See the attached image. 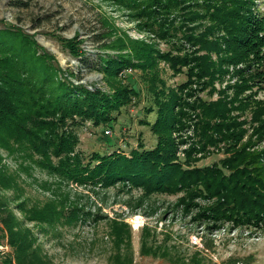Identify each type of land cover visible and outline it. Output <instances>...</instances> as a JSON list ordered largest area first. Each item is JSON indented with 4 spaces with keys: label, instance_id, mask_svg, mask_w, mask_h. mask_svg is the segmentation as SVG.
I'll return each instance as SVG.
<instances>
[{
    "label": "trees",
    "instance_id": "16d2710c",
    "mask_svg": "<svg viewBox=\"0 0 264 264\" xmlns=\"http://www.w3.org/2000/svg\"><path fill=\"white\" fill-rule=\"evenodd\" d=\"M112 1L124 7L141 29L173 47L161 51L118 37V47L129 48L132 58L121 52L99 51L89 66L112 77L129 67L147 72V90L155 106L147 110L156 112L150 123L158 137L156 146L146 149L140 143L141 149H132L129 156L117 150L83 154L77 149V130L85 124L94 130L102 125L104 134L121 108L140 97V89L133 83L118 86L111 82V90L75 84L48 53L36 54L26 33L5 27L0 28V146L8 153L22 151L31 164L63 182L102 187L120 182L128 190L141 188L145 196L182 188L188 195L179 199L180 205L185 212L199 208L196 220L215 222L217 228L220 221L264 225V147L259 148L264 141V100L256 98L264 91L261 0ZM11 4L27 6L21 0ZM111 32L116 34L109 26L97 35V41L110 39ZM84 54L79 50L74 55L85 62ZM159 59L169 62L175 71L187 68V79L179 85L181 93H167L165 83L153 73ZM226 74L236 80L219 90L217 100L188 99L200 89L216 90L215 82ZM190 109L197 111L194 135H189L191 144L180 157L179 145L187 139L177 142L175 134L188 127ZM248 110L250 119L242 117ZM209 147L224 155L213 164L196 166L194 162ZM19 185L18 175L0 162V187L12 190L13 200L22 195ZM201 197L211 203L200 205L196 199ZM9 200L0 197V222L8 231L18 264H46L34 235L23 226L25 220L74 225L83 217L80 209L70 208L61 199L41 206L21 201L17 208L24 220L19 221L9 209ZM112 233L122 242L127 224L112 221Z\"/></svg>",
    "mask_w": 264,
    "mask_h": 264
},
{
    "label": "rangeland",
    "instance_id": "374dc122",
    "mask_svg": "<svg viewBox=\"0 0 264 264\" xmlns=\"http://www.w3.org/2000/svg\"><path fill=\"white\" fill-rule=\"evenodd\" d=\"M12 1L0 0V28L19 29L26 33L33 41L36 54L48 53L63 74H69V81L92 90H111L114 88L111 82L118 86L133 83L140 89V97L133 98L129 105L121 108L118 119L105 126L110 128V133L103 134L102 125L95 130L87 124L82 125L77 130V149L85 155L92 151L111 153L117 150L129 156L132 149H141L140 143L146 149L155 147L158 137L151 131L150 123L154 121L156 112L149 113L147 110L150 105L155 107L153 95L147 90L148 79L144 76L147 72L129 67L120 76L112 77L89 66L96 61L99 51L109 54L121 52L132 58L130 53L133 52L129 48L118 47V37L153 45L152 49L161 51L172 50L173 47L155 34L141 29L128 11L112 0H21L27 3V6L21 7L13 6ZM260 3V9L264 11V0ZM109 26L116 34L111 32L110 39L97 41V35ZM79 50L85 52L86 63L74 55ZM155 67L153 73L165 83L166 92L181 93L179 85L187 79V68L175 71L163 59H159ZM235 80L236 77L226 74L222 80L215 82L216 90L211 87L200 89L188 99L194 102L198 96L217 100L221 97L219 90L228 81ZM256 98L264 100V91L259 92ZM196 112L192 109L188 111V127L175 134L177 142L180 138L187 139L179 145L180 157L185 156L184 150L191 144L188 139L189 135H194ZM250 115L248 110L242 117L250 119ZM262 147L264 141L259 145V148ZM209 150H205L204 156L194 162L196 166L213 164L224 155L214 147H209ZM0 156L1 164L18 175L21 197L13 200L15 193L1 187L0 197L10 199L7 201L9 209L19 221L24 220V214L17 208L21 201L41 206L61 199L70 208L82 211V219L74 225L64 221H24L23 226L34 235L35 246H38L46 264H264V225L237 226L232 221H220L217 228L213 225L215 222L196 220L199 208L185 212L179 202L188 195L186 189L145 196L141 188L128 190L120 182L107 187L63 182L31 164L22 151L8 153L0 146ZM196 202L206 206L211 200L201 197ZM112 221L127 224V237L124 236L122 242L117 241L112 233ZM0 234L3 236L0 243L5 242L9 248L6 260L18 264L13 246L9 243L8 231L1 222Z\"/></svg>",
    "mask_w": 264,
    "mask_h": 264
},
{
    "label": "built area",
    "instance_id": "2783aa9c",
    "mask_svg": "<svg viewBox=\"0 0 264 264\" xmlns=\"http://www.w3.org/2000/svg\"><path fill=\"white\" fill-rule=\"evenodd\" d=\"M105 134L110 133V128H105ZM8 245L5 242L0 243V264H11L10 261L6 260V252L8 251Z\"/></svg>",
    "mask_w": 264,
    "mask_h": 264
}]
</instances>
